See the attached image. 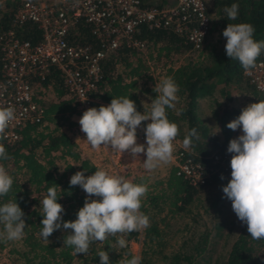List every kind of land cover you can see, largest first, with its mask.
Masks as SVG:
<instances>
[{
  "label": "trees",
  "instance_id": "1",
  "mask_svg": "<svg viewBox=\"0 0 264 264\" xmlns=\"http://www.w3.org/2000/svg\"><path fill=\"white\" fill-rule=\"evenodd\" d=\"M140 1L145 5H152L165 4L171 0ZM205 2L209 29L200 48L191 49L188 41L168 28L141 27L136 37L145 40L146 46L139 50L121 43L109 52L101 60V80L90 92L93 97L91 107L107 106L112 98L128 97L135 102L136 110L143 114L136 90L149 91L151 107L152 100L159 95L156 87L165 77L174 78L179 85V101L175 108L166 109L167 118L178 125L179 135L176 140L182 147L188 131L197 129L200 139L193 147L186 149V153L193 160L202 162L209 160L212 153L221 152L230 140L232 130L226 127L227 123L237 118L249 104L264 100V92L257 89L244 75L239 61L226 56V39L222 35L228 23H249L255 28L254 39L264 41V0ZM233 3L239 5V15L236 20H228L224 8ZM8 12L7 9L0 15V26L3 28L9 26ZM77 27V33L71 35L74 40L93 41L86 25ZM15 32L31 43L40 39V31L31 21L16 26ZM178 55L182 56L181 61H178ZM260 59L264 60V50L257 58ZM38 84L44 88L50 87L54 95V99L45 105L42 119L61 118L62 122L70 126L73 122L68 119V115L75 111V105L72 97L65 95L66 90L61 85L57 71L48 73ZM233 87L243 97L240 104L229 102L233 97ZM202 96L216 104L213 114L218 122L219 134H215L197 112V98ZM18 133V137L11 143L0 140L9 157L0 160V164L13 179L11 191L0 197V205L15 200L25 214V235L18 240L21 248H9L25 264H75V256L79 261L76 264H100V251L108 252L110 264H123L133 257L128 245L139 233L142 236L139 253L142 257L141 264H264V240H253L247 232V226L242 223L221 259L212 257L213 241L210 240V231L205 227L195 236L191 232L183 237L175 249L164 250L168 217L181 215L186 211L204 187L216 183L224 185L227 175L231 173L230 166L227 170L213 173L208 182L197 186L176 175L172 165L168 166L165 176L150 178L148 173H141L133 178L131 182L148 186L149 191L142 199L140 211L149 217L150 227L126 234L124 238L127 246L124 248L117 244L119 235L109 236L104 242L90 243L87 254L75 255L73 249L63 243L65 236L71 234V229H63L58 235L53 234L49 242L43 240L40 236L43 227L40 223L43 219L42 200L47 195L48 188L59 186L61 190L57 188V192L61 197L57 203L65 210L62 220L74 221L76 213L84 205L86 193L79 186H70V177L78 171L89 176L95 172V166L87 158L80 156L76 143L57 127L48 128L45 124L38 126L36 123L26 122ZM57 149H61L57 157L63 161L60 170L56 169L54 158L50 156ZM76 168L79 170L76 171ZM221 176L224 178L221 179ZM223 194L211 197L205 207L213 210L215 218L221 213ZM215 222L213 226L216 228L223 224L218 219ZM0 230H3L2 224ZM3 241L4 239H0V248L4 246Z\"/></svg>",
  "mask_w": 264,
  "mask_h": 264
},
{
  "label": "clouds",
  "instance_id": "2",
  "mask_svg": "<svg viewBox=\"0 0 264 264\" xmlns=\"http://www.w3.org/2000/svg\"><path fill=\"white\" fill-rule=\"evenodd\" d=\"M224 12L228 20H236L239 5L226 6ZM254 33L255 28L249 23H228L222 32L226 39V56L238 60L245 71L256 67L257 58L264 50V41H256ZM200 35L202 37L203 33ZM156 90L159 95L152 100L147 114L138 112L135 102L128 97L112 98L107 106L84 111L78 123L90 146L93 149L110 146L132 157L144 153V168L149 171L169 163L173 158V142L179 135V127L168 120L166 109H173L178 103L179 85L169 76ZM14 119V107L0 108V140L5 139L6 129ZM143 121H150L144 128L146 146L137 143L136 135ZM226 127L233 131L239 128L243 134L228 143L227 152L233 153L230 159L231 179L222 191L231 201L232 211L238 220L247 226L249 236L256 241L264 240V100L249 104ZM216 128L215 134L220 131L219 127ZM199 139L197 129H190L182 142L184 148L193 147ZM8 158L3 143H0V160ZM12 184V177L0 164V197L11 191ZM69 184L79 186L86 193L84 205L76 213L74 221H63L65 210L57 203L61 197L57 192L59 186L49 187L42 200L40 236L43 240L48 241V237L61 228L71 229L63 243L71 247L75 255H85L93 241L104 242L109 236L119 235L117 244L124 248L127 246L126 234L150 227L149 217L140 211L142 199L149 191L147 185L135 184L105 170H96L89 176L78 171L70 177ZM24 215L15 200L0 205V224L3 225L0 239L21 240L27 227ZM98 256L100 264H110L108 252L100 251ZM141 261L142 257L135 255L123 264H141Z\"/></svg>",
  "mask_w": 264,
  "mask_h": 264
},
{
  "label": "built area",
  "instance_id": "3",
  "mask_svg": "<svg viewBox=\"0 0 264 264\" xmlns=\"http://www.w3.org/2000/svg\"><path fill=\"white\" fill-rule=\"evenodd\" d=\"M7 9L9 26H0V108L15 109V119L9 123L3 139L7 143L18 137V130L26 122L44 125L43 96L34 89H50L38 81L51 71H57L65 95L72 97L75 105V111L68 115L73 123L68 126L60 120L58 129L75 142L85 136L78 120L84 111L92 108L90 92L101 80V60L109 52L121 43L142 50L146 46L145 40L136 37L141 27L168 28L196 50L201 47L209 29L205 0H171L152 5H145L140 0H10L9 5L6 0H0V15ZM26 21L35 23L39 29L37 42L31 43L16 34L15 27ZM78 25L88 27L92 42L72 38ZM199 32L203 33L202 37ZM243 73L264 92V60H257L255 68L243 70ZM242 134L239 128L232 130L230 140ZM136 135L137 143L146 146L143 126L137 129ZM228 143L205 162L193 160L187 155L186 148L178 144L170 165L176 175L190 184H204L213 173L230 166L233 153L227 152ZM57 150L51 153L56 154ZM105 150L107 163L98 166L92 163L95 171L105 170L110 175L123 177L126 167L121 153L110 146Z\"/></svg>",
  "mask_w": 264,
  "mask_h": 264
},
{
  "label": "rangeland",
  "instance_id": "4",
  "mask_svg": "<svg viewBox=\"0 0 264 264\" xmlns=\"http://www.w3.org/2000/svg\"><path fill=\"white\" fill-rule=\"evenodd\" d=\"M5 1V0H4ZM7 4L10 5V0L7 1ZM215 34H213L214 36ZM182 60V56L178 55V61ZM36 93L40 94L42 97L43 103L46 105L48 102H50L52 99H54L53 92L47 88V90L42 89H34ZM232 91V99L229 101L232 104H240L243 101V97L240 94V91L237 89H234V87L231 89ZM139 97L141 98L140 101L147 104L150 103V97H149V91L145 90H138ZM219 100H221L218 97ZM198 114L200 117L207 121L211 130L215 133L217 131L218 123L214 117L213 110L216 108V104L211 99H207L206 101H200L198 105ZM62 121L61 118H53V119H44V124L48 128H54V127H61L60 124H58V121ZM216 134H219L216 133ZM176 147V144H174V148ZM60 153V150L58 149L57 153ZM50 153V156L54 158V165L60 170L62 168V158L57 157L58 155ZM169 163L161 164L159 167H157L154 170H147V173L150 178H157L165 176L168 171ZM139 175V174H138ZM133 176L131 178L132 181ZM231 179L230 174L227 175V181L224 185H220L219 183L213 184L211 186L204 187L201 189L196 199L193 200V202L189 205V210L187 209L184 211L181 215H174L168 217V227H165L166 233L165 237L167 238V243L165 245L164 250L169 251L171 249H175L180 245V242L183 237H186L187 235H190L191 232H194L193 236H195L199 231L204 229H208L210 231V240L213 241V247H212V257H219L220 259L225 255L226 250L229 247V244L235 237L239 226L241 225V222L236 217L235 213L232 211L231 208V201L228 200L225 196L222 200V205L220 206L221 213L218 217L215 218L214 214L212 213L213 210L210 208H205L208 204V201L211 197H214L216 194L222 193V187L226 186L228 181ZM224 195V194H223ZM164 212V211H161ZM221 220L223 221V224L220 228L214 227L215 220ZM1 231V230H0ZM63 231V228L56 230L53 232V234H59ZM48 237V240H50L53 236ZM141 233L137 236L135 240L129 241V248L132 252V256L139 255L140 248H141ZM3 247L0 248V264H25L23 259L21 257H18L15 252L9 251V248L12 246H15L17 248H21V245L19 241H3ZM78 263V259L76 256L73 258V263Z\"/></svg>",
  "mask_w": 264,
  "mask_h": 264
},
{
  "label": "crops",
  "instance_id": "5",
  "mask_svg": "<svg viewBox=\"0 0 264 264\" xmlns=\"http://www.w3.org/2000/svg\"><path fill=\"white\" fill-rule=\"evenodd\" d=\"M6 1H8V0H6ZM50 90L52 91L51 88H50ZM136 92H137V95L139 98V104H140L141 111H143L144 114L149 113L150 109H151L150 103L146 105V103L141 102L140 101L141 98L139 97L138 90H136ZM207 99L208 98L205 96L197 98V104H196L197 112L199 109L198 105H199L200 101L203 100V101L207 102ZM72 117L76 118L75 116H72ZM148 123H150V121H143L142 124H144V125L141 124V126H143L145 128ZM205 123L208 124L207 121H205ZM141 126H140V128H141ZM75 143L77 145V148H78L80 155L84 158H87L91 163L95 164L96 166H98L101 163H104V164L107 163V152L105 150V148H107V146H102L98 149H93L90 146V144L87 142L85 136H83L82 138L75 141ZM173 143L176 145L179 144L176 139L174 140ZM59 150L61 151V149H59ZM121 155L124 158L125 167H126V170L123 173V177L125 180H131V178L133 176H135L136 174L146 171V169L144 168V159H146V156L144 153L138 154L137 157H132L128 153H123ZM100 166H103V165H100Z\"/></svg>",
  "mask_w": 264,
  "mask_h": 264
}]
</instances>
